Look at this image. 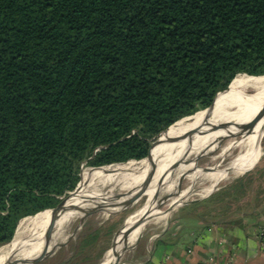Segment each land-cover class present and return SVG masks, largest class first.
<instances>
[{
    "label": "trees",
    "instance_id": "1",
    "mask_svg": "<svg viewBox=\"0 0 264 264\" xmlns=\"http://www.w3.org/2000/svg\"><path fill=\"white\" fill-rule=\"evenodd\" d=\"M240 74L264 76V0H0V248Z\"/></svg>",
    "mask_w": 264,
    "mask_h": 264
},
{
    "label": "bare ground",
    "instance_id": "2",
    "mask_svg": "<svg viewBox=\"0 0 264 264\" xmlns=\"http://www.w3.org/2000/svg\"><path fill=\"white\" fill-rule=\"evenodd\" d=\"M263 126L264 76L240 74L212 109L200 111L173 124L164 133L163 142L150 159L85 171L78 191L72 195L69 208L58 218L52 242L46 250L45 234L53 212L47 210L22 220L13 241L0 248V264L32 262L43 252L53 250L75 220L84 221L95 211L106 215L117 209L130 208L138 199L124 206L121 204L132 196L144 195L160 183L164 184L171 170H188L203 153H218L216 157L213 156V164L210 170L206 169L207 173L202 171L203 174L191 177L193 185L204 179L210 186H206L201 193L193 188L187 189L176 196L173 204L184 203V200L194 195H209L221 182L254 167L260 156ZM192 132L195 134L189 136ZM228 158L231 159L228 166L220 169ZM154 165L155 169L150 175ZM173 187V184H169L165 193L170 194ZM94 206V212L75 214L71 210L73 207L88 209ZM147 207L139 216L147 212ZM129 228L132 230L128 232L124 246L134 245L141 233L134 221L129 222ZM121 243L122 240L117 245L118 251L122 248ZM114 256V250H111L106 260L116 264Z\"/></svg>",
    "mask_w": 264,
    "mask_h": 264
},
{
    "label": "rangeland",
    "instance_id": "3",
    "mask_svg": "<svg viewBox=\"0 0 264 264\" xmlns=\"http://www.w3.org/2000/svg\"><path fill=\"white\" fill-rule=\"evenodd\" d=\"M249 92L252 93V90ZM262 134L263 137L259 145L260 156L254 167L241 175L221 182L209 195H194L189 197L188 200H184L183 205L176 208L168 215H165V212L171 208L174 201L169 200L167 202H162L169 194L165 193L167 186L169 184L174 185L170 194L177 192L178 195L190 188H193L197 193H201V191L210 186V183L202 179L197 182V184L193 185L194 183H192L191 177L196 174H203L201 172L206 169L210 170V166L213 164V156L216 157L218 153H203L200 156L201 158L192 168H188V170L183 168L180 170H171L164 184L160 183L157 188H155L156 190L151 189V191L146 192L130 208H124V210L117 209L114 210L115 212L112 211V213L110 212L111 214L107 213L106 215L93 211L94 213L85 220L83 226L80 224L82 221L81 219L75 220L63 235L61 242H65L64 245L59 248L54 255L37 264H101L105 260L107 254L111 250H114L118 243L123 240L129 222H137L140 220L141 215L139 216V213L144 210L146 206H158L160 203H162L160 212H156L150 218L142 229L136 243L132 245L130 250L121 256L119 264H123L124 260L128 258L130 252L142 238L148 237L150 233L154 231H160L167 223L169 215L174 214L177 210H181L184 207L185 209H183V211L187 212L196 210L202 213H208L206 215L210 216L212 214L225 215L230 222H234L238 228L241 227L244 221L248 222L247 214H260L264 212V126ZM230 160V158L225 160L219 168L225 169ZM94 169L96 168L85 167L83 173ZM250 221H252V218ZM260 230L263 232L264 228ZM94 232H99V240L97 243L89 245L83 253L78 255V248L82 239Z\"/></svg>",
    "mask_w": 264,
    "mask_h": 264
},
{
    "label": "crops",
    "instance_id": "4",
    "mask_svg": "<svg viewBox=\"0 0 264 264\" xmlns=\"http://www.w3.org/2000/svg\"><path fill=\"white\" fill-rule=\"evenodd\" d=\"M183 209L142 238L123 264H264V212L243 214L248 222L238 228L225 215Z\"/></svg>",
    "mask_w": 264,
    "mask_h": 264
},
{
    "label": "water",
    "instance_id": "5",
    "mask_svg": "<svg viewBox=\"0 0 264 264\" xmlns=\"http://www.w3.org/2000/svg\"><path fill=\"white\" fill-rule=\"evenodd\" d=\"M213 106H214V104H213ZM213 106H211L210 108H208V109H206V110H210V109H212L213 108ZM259 123V122H258ZM256 127V126H255ZM249 131H251V130H249ZM195 134V132H192L191 134H189V136H191V135H194ZM159 143H161V137H160V139H158L156 142H155V145H158ZM151 158V155L147 158V159H150ZM201 157H198L197 159H196V162L200 159ZM141 161H143V160H141ZM131 162V161H130ZM134 162H140V161H134ZM126 164V163H125ZM114 165H117V164H113V165H110V166H114ZM110 166H105V167H110ZM102 168H104V167H100L99 169H102ZM97 169V168H96ZM154 169H155V165L153 166V168H152V170L150 171V175L152 174V172L154 171ZM204 172L206 173L207 171L206 170H204ZM83 173V172H82ZM81 176H82V174H81ZM81 183V182H80ZM80 185V184H79ZM79 185H78V187H77V189L75 190V191H73L71 194H69L68 195V197L67 198H65L64 200H63V202L61 203V204H59L55 209H52L51 211L53 212V218H52V220H51V223H50V225H49V228H48V230H47V232H46V234H45V247H44V250H46L47 248H48V246H49V244L52 242V239H53V235H54V230H55V228H56V224H57V221H58V218L62 215V213H64L68 208H69V202H70V200L73 198L72 197V195L73 194H75L77 191H78V188H79ZM162 187V186H161ZM217 188V187H216ZM215 188V189H216ZM214 189V190H215ZM161 191V190H160ZM159 193V192H158ZM143 196V194H137V195H135V196H132V197H130L128 200H125V202H123V204H121L122 206H124V205H127V204H129L130 202H132V201H134V200H137V199H139V198H141ZM176 196H177V192H175V193H171V194H169L168 196H166L165 197V199L162 201V202H167V201H169V200H174L175 198H176ZM161 204L162 203H160V205H158V206H154V205H150V206H148L147 207V212L141 217V219L140 220H138L137 222H135V227L136 228H140L141 229V231H142V229L144 228V226L147 224V222L150 220V218L156 213V212H160V206H161ZM184 203L182 202V203H180V204H177V205H172L171 206V208L167 211V212H165V215H168L169 213H171L172 211H174L176 208H178V207H180L181 205H183ZM95 207L96 206H94V207H91V208H88V209H85V208H82V207H79V208H77V207H73V209H71L75 214L76 213H85V212H93L94 211V209H95ZM124 210V209H123ZM113 212H115V211H113ZM112 213V212H111ZM111 213H109V214H111ZM84 222H85V220L83 221H81L80 222V224L83 226V224H84ZM132 229H130L129 228V226H128V228H127V232H126V234H125V236H124V238H123V240H122V243H121V245H122V248L121 249H119V251L117 250V247L114 249V260H115V262H116V264H119V262H120V258H121V256L125 253V252H127L128 250H130L131 249V247L132 246H124V242H125V240H126V237H127V235H128V232H130ZM64 245V243H58V244H56V246H55V248H53V250H51L50 252H43L39 257H37L36 259H34L32 262H30V263H28V264H37V263H39L40 261H42V260H44V259H46V258H48V257H50V256H52V255H54L55 254V252L59 249V248H61L62 246ZM43 250V251H44ZM107 257V256H106ZM101 264H112V262H108L107 260H106V258H105V260L101 263Z\"/></svg>",
    "mask_w": 264,
    "mask_h": 264
},
{
    "label": "built area",
    "instance_id": "6",
    "mask_svg": "<svg viewBox=\"0 0 264 264\" xmlns=\"http://www.w3.org/2000/svg\"><path fill=\"white\" fill-rule=\"evenodd\" d=\"M263 236H264V232H263ZM213 262H215L214 258H210L207 262V264H212Z\"/></svg>",
    "mask_w": 264,
    "mask_h": 264
}]
</instances>
